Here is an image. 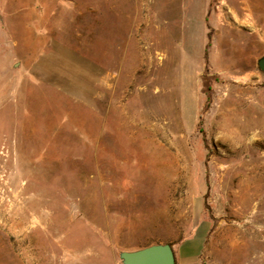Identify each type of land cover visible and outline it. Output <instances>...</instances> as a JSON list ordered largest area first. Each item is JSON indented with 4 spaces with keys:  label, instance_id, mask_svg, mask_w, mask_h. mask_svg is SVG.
Returning <instances> with one entry per match:
<instances>
[{
    "label": "rangeland",
    "instance_id": "374dc122",
    "mask_svg": "<svg viewBox=\"0 0 264 264\" xmlns=\"http://www.w3.org/2000/svg\"><path fill=\"white\" fill-rule=\"evenodd\" d=\"M247 5L0 0V264L164 243L174 264H264V9Z\"/></svg>",
    "mask_w": 264,
    "mask_h": 264
},
{
    "label": "water",
    "instance_id": "95a60500",
    "mask_svg": "<svg viewBox=\"0 0 264 264\" xmlns=\"http://www.w3.org/2000/svg\"><path fill=\"white\" fill-rule=\"evenodd\" d=\"M257 66L264 72V53L257 60ZM120 264H174L175 257L170 244H151L135 250H120L117 253Z\"/></svg>",
    "mask_w": 264,
    "mask_h": 264
},
{
    "label": "crops",
    "instance_id": "0c3cea01",
    "mask_svg": "<svg viewBox=\"0 0 264 264\" xmlns=\"http://www.w3.org/2000/svg\"><path fill=\"white\" fill-rule=\"evenodd\" d=\"M243 1L246 2V4H248V5L246 6V8H247V10H248V15H247L246 17L249 18V19H253V17H254V13H253V12H254L255 8H256V10H262V9H264V4H260V3H258V5L254 8V6H253L251 0H249V1L241 0V3H242ZM118 264H120V263H118Z\"/></svg>",
    "mask_w": 264,
    "mask_h": 264
}]
</instances>
